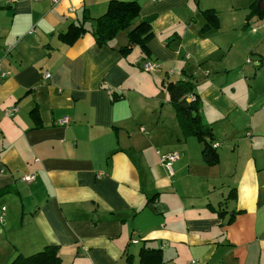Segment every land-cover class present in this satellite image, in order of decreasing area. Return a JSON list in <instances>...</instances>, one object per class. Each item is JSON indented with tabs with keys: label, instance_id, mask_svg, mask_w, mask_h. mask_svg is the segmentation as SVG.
Wrapping results in <instances>:
<instances>
[{
	"label": "crops",
	"instance_id": "crops-1",
	"mask_svg": "<svg viewBox=\"0 0 264 264\" xmlns=\"http://www.w3.org/2000/svg\"><path fill=\"white\" fill-rule=\"evenodd\" d=\"M108 1L0 0V263L56 244L61 264H143L142 246L158 264H264V16L254 0H130L148 55L120 51L126 29L68 41ZM178 80L198 94L216 164L169 99ZM157 150L180 153L172 174Z\"/></svg>",
	"mask_w": 264,
	"mask_h": 264
},
{
	"label": "trees",
	"instance_id": "trees-1",
	"mask_svg": "<svg viewBox=\"0 0 264 264\" xmlns=\"http://www.w3.org/2000/svg\"><path fill=\"white\" fill-rule=\"evenodd\" d=\"M255 3L256 0L251 3L252 10L260 16H264ZM139 8L140 6L136 1L109 0L105 11L97 17H93L91 28L85 27L83 23H72L64 35L72 43L88 30L94 36L96 43L103 45L120 30L126 29L127 42L120 48V51L128 52L134 45H137L145 55H148L149 51L146 42L153 35V32L147 20L141 19L137 21ZM202 13L207 20L208 27L215 28L218 26L215 9L207 8ZM166 87L169 99L176 107L178 118L185 133L195 136L202 143L201 156L204 162L208 165L216 164L218 162V154L215 147L212 146L214 141L211 131L202 122L198 114L199 98L198 94L192 92L193 84L188 80H178L169 81ZM188 94L192 96L190 99H188ZM232 192L233 189L229 191V193ZM138 255L139 262L143 264H158L163 261L162 251L157 248L142 246ZM6 264H61L58 245L47 244L42 249L29 255L17 253Z\"/></svg>",
	"mask_w": 264,
	"mask_h": 264
},
{
	"label": "built area",
	"instance_id": "built-area-1",
	"mask_svg": "<svg viewBox=\"0 0 264 264\" xmlns=\"http://www.w3.org/2000/svg\"><path fill=\"white\" fill-rule=\"evenodd\" d=\"M6 47H7V49L10 48L9 45H6ZM141 68L145 71H153V70L158 69V65L152 60H143L141 62ZM6 75H7V72L2 69L1 63H0V78H3ZM49 75L50 74L48 72H45L43 74V77L47 78V77H49ZM188 97H189L188 99H190L192 96H188ZM16 110H17L16 106L4 108L3 109V115L4 116H11ZM68 119L69 118L67 116H62V118L59 120V123L65 124L68 122ZM217 145H218L217 142H215V141L212 142L213 147H216ZM156 152L159 155L160 162L165 166L168 173L172 174L173 162H175L177 159H179L180 153L178 151L160 152L159 150H157ZM33 178H34V176L31 174L21 176V179L24 181H30ZM1 209H2V211L0 212V222H2L4 220V207H2Z\"/></svg>",
	"mask_w": 264,
	"mask_h": 264
},
{
	"label": "water",
	"instance_id": "water-1",
	"mask_svg": "<svg viewBox=\"0 0 264 264\" xmlns=\"http://www.w3.org/2000/svg\"><path fill=\"white\" fill-rule=\"evenodd\" d=\"M257 6H259L264 13V0H258L257 1Z\"/></svg>",
	"mask_w": 264,
	"mask_h": 264
}]
</instances>
